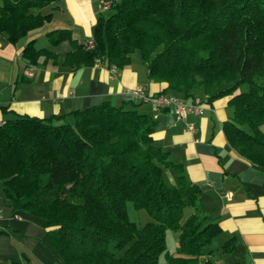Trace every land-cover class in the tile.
Instances as JSON below:
<instances>
[{
	"label": "trees",
	"instance_id": "trees-1",
	"mask_svg": "<svg viewBox=\"0 0 264 264\" xmlns=\"http://www.w3.org/2000/svg\"><path fill=\"white\" fill-rule=\"evenodd\" d=\"M54 1L1 0L0 31L12 43L25 40L52 20L44 8ZM107 9L93 26V47L61 27L46 33L51 47L31 39L22 56L32 65L56 64L57 49L67 41L63 65L77 69L104 61L122 68L139 51L149 80L166 83L153 95L189 102L196 91L207 101L231 95L233 115L223 123L227 140L264 171V0H114ZM241 84L248 89L237 91ZM136 106L105 100L50 117L15 114L0 123L6 198L44 219L66 264H214L205 248L222 228L198 213L181 223L199 188L152 136L153 114ZM164 166L174 168L177 184L168 182ZM129 203L146 209L151 220L137 226ZM168 229L179 231V254L167 248ZM235 246L230 237L221 249Z\"/></svg>",
	"mask_w": 264,
	"mask_h": 264
},
{
	"label": "crops",
	"instance_id": "crops-1",
	"mask_svg": "<svg viewBox=\"0 0 264 264\" xmlns=\"http://www.w3.org/2000/svg\"><path fill=\"white\" fill-rule=\"evenodd\" d=\"M104 1L114 0H56L44 8L53 12L52 20L30 30L18 43L0 31V123L15 114L50 117L105 100L117 105L131 100L141 112L153 114L154 104L145 109L128 89L146 85L150 93H157L166 83L149 82L136 69H119L104 61L73 69L63 65L69 45L58 47L56 64L32 65L22 56L29 40L38 41L61 27L80 41L91 38L97 16L109 10L102 8ZM195 95L206 96L201 91ZM230 97L206 100L203 114L190 113L186 118L178 119L172 109H165L156 118L152 136L199 188L196 204L186 206L183 217L198 213L222 228L205 248V257L214 264H264V171L239 155L227 140L223 123L233 115ZM190 121L195 131L187 128ZM164 172L169 183L177 184L174 168L164 166ZM46 232L44 219L9 204L0 181V264H66ZM230 237L236 246L223 253L221 246Z\"/></svg>",
	"mask_w": 264,
	"mask_h": 264
},
{
	"label": "built area",
	"instance_id": "built-area-1",
	"mask_svg": "<svg viewBox=\"0 0 264 264\" xmlns=\"http://www.w3.org/2000/svg\"><path fill=\"white\" fill-rule=\"evenodd\" d=\"M111 2L104 1L103 9H107L110 7ZM88 47H93V40L89 39L87 41ZM148 88L145 85H138L134 88L128 89V92L131 93L135 98L145 101L151 102L154 104L153 117L156 119L159 115L165 111V109H172L175 116L178 119L186 118L188 114L194 113L197 115H201L206 108V100L207 97L204 96H195L192 101H187L182 97L175 96V94H151ZM187 128L191 131H195L196 126L194 122H188Z\"/></svg>",
	"mask_w": 264,
	"mask_h": 264
},
{
	"label": "rangeland",
	"instance_id": "rangeland-1",
	"mask_svg": "<svg viewBox=\"0 0 264 264\" xmlns=\"http://www.w3.org/2000/svg\"><path fill=\"white\" fill-rule=\"evenodd\" d=\"M106 14V12H105ZM48 40L46 38V35H44L42 38H40L37 41V45L39 46H49L51 47V45H48ZM66 42H63L61 45L62 48H64L65 46L68 47L69 43L65 44ZM127 67V69H136L138 70V72L141 74V76H146L147 80L150 82L149 80V71H148V67H147V62H145L142 58V55L139 51H135L132 55H131V62L124 66V67H118L119 69H123ZM248 84H241L236 90L237 91H241V90H247L248 89ZM144 104V108L148 109L149 105L152 104L151 102H142ZM117 105V104H116ZM120 105V104H119ZM70 120V119H69ZM128 216L130 217L131 220L135 221V223L137 224V226L142 227L146 222H148L149 220H151V216L148 213V211L144 208L141 209H135L133 208V206L131 205V203L128 204ZM186 216L182 218L181 223H184L186 221ZM178 233L179 231L173 230V229H168L167 230V237H166V245L168 250L173 253V254H179V244H178ZM160 260L162 263H166L164 254L160 255Z\"/></svg>",
	"mask_w": 264,
	"mask_h": 264
}]
</instances>
